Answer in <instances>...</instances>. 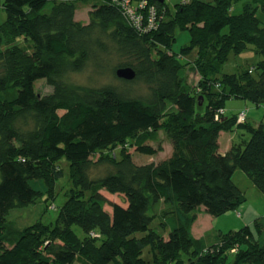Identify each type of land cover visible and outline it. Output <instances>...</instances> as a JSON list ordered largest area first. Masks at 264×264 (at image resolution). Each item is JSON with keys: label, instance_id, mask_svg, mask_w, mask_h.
I'll list each match as a JSON object with an SVG mask.
<instances>
[{"label": "trees", "instance_id": "16d2710c", "mask_svg": "<svg viewBox=\"0 0 264 264\" xmlns=\"http://www.w3.org/2000/svg\"><path fill=\"white\" fill-rule=\"evenodd\" d=\"M79 1L2 3L0 219L40 198L46 205L59 193L65 198L48 223L38 217L15 230L0 220V264H264V224L210 241L194 233L191 214L201 206L213 216L236 210L244 200L238 169L264 194V123H247L245 110L241 122L240 113L227 117L224 106L230 97L264 105V0H185L175 12L165 0H147L158 10L153 28H138L125 0H83L90 20H78ZM176 29L190 33L180 51L173 48ZM249 46L258 62L223 74L230 54ZM192 50L195 58L183 60ZM111 53L120 59L114 76L121 86L69 83L90 64L102 69ZM44 65L53 90L39 97L37 69ZM124 67L134 69V79L116 75ZM133 82L145 84L146 95L128 88ZM236 124L248 138L240 134L221 150L222 131ZM125 143L156 154L154 161H134ZM119 144L118 153H106ZM63 162L73 185L58 192L67 176ZM103 165L105 173L94 177L93 168ZM100 189L122 194L127 205L107 210ZM157 218L166 235L156 230ZM75 224L83 236L73 233Z\"/></svg>", "mask_w": 264, "mask_h": 264}, {"label": "rangeland", "instance_id": "374dc122", "mask_svg": "<svg viewBox=\"0 0 264 264\" xmlns=\"http://www.w3.org/2000/svg\"><path fill=\"white\" fill-rule=\"evenodd\" d=\"M184 0H165L171 12H175V6L180 4ZM210 1V0H206ZM4 0H0V24L6 19V13L3 10L2 3ZM244 1L239 2L236 5L235 11L238 12L242 8V4ZM134 5L138 4V0H134ZM77 19L87 22L90 20V9L91 6L81 0L77 3ZM177 40L173 45L175 51H180V49L189 43L190 41V33L186 29H176ZM21 44L27 46L29 51L32 55L35 54L34 50L31 48L29 43V39L25 34H22ZM196 56V50L190 51L186 58L187 59H194ZM43 59H47V57H41ZM36 60L38 58L35 57ZM103 68L93 67L92 64L89 65V68L86 69L84 72L74 73L70 75L69 83L72 86L75 84H81L86 86L92 87H100L103 84L111 83L116 86H121L120 81L114 76V68L117 65V62L120 61L119 57L116 56L115 53H111L110 55L106 56V59L103 57ZM260 57L254 52L251 46L241 53L235 54L231 53L228 60L223 66V74H238L244 70L251 69ZM110 63V65L108 64ZM51 70L50 66H42L37 69V82H36V89L39 97H42L44 94L52 93L53 86L47 81V74ZM197 75L192 74L191 77L194 79ZM128 88L134 91V93L144 96L148 92V88L145 84L141 82H133L128 85ZM40 107H45V104L42 102L38 103ZM225 106V116L231 117L241 111L245 110L248 115L247 123L253 125H259L264 123V105L257 106L253 102L249 100H244L241 98L230 97L224 101ZM242 134L243 137L248 138L249 133L247 128L244 125H235L231 130H223L220 138H219V148L221 150H227L231 147L232 142L237 141L239 135ZM121 144H119L120 146ZM120 147H111L106 150V153H118V149ZM123 147L129 149L128 153L132 154L134 157V161L136 160L139 163H149L154 161V155H146V154H139L138 151L135 150V147H132L128 143H125ZM100 155V152L96 153L93 158H97ZM165 155V154H164ZM156 159V158H155ZM62 161H65L62 159ZM63 166L67 168L66 177L63 179L62 186L63 188L59 189L58 192L63 191L67 186L68 188L72 186V181L68 175V165L63 162ZM106 165L95 167L93 168V176L100 177L105 173ZM235 181L239 184V186L244 191V200L240 204V206L236 210H230L220 216H213L209 214L204 207L198 208L194 211L193 214L194 224L193 230L194 233L199 237H205L206 240L212 241L213 236L215 237L218 233H226L231 230H239L244 226L250 225L252 228H255V221H259V223L264 224V194L261 190H259L256 186H253L251 180L244 175L242 170L238 169L235 172ZM100 193L103 194L105 199V208L109 211H112V203L117 202L121 205L126 206V199L120 193H110L106 191V189H100ZM64 196L61 193L58 194L56 200H54V204L52 199L48 201V204L40 199L35 204H30L26 207H18L8 213V219L1 222H5L8 227L14 228L15 230H20L26 228L32 222H34L38 217H43V221L50 222L51 220H55L56 216L58 215L59 207L61 206L62 202L64 201ZM161 208L164 207L163 204L160 205ZM45 209V210H44ZM43 211V212H42ZM153 216L157 214L156 210L150 211ZM159 214V213H158ZM157 218L155 220L156 230L164 233L166 232L163 230L162 226L160 225V221ZM10 224H9V223ZM74 234L81 237L84 235L82 228L75 224L73 225ZM71 234L69 239L74 241L76 236ZM215 239V238H214Z\"/></svg>", "mask_w": 264, "mask_h": 264}, {"label": "built area", "instance_id": "2783aa9c", "mask_svg": "<svg viewBox=\"0 0 264 264\" xmlns=\"http://www.w3.org/2000/svg\"><path fill=\"white\" fill-rule=\"evenodd\" d=\"M123 5L127 8V13L132 18L138 28H153L156 26L158 10L155 5H151L147 0H140L137 5H132V0H125ZM223 113V110L220 111ZM246 118L244 113H240L238 121Z\"/></svg>", "mask_w": 264, "mask_h": 264}, {"label": "water", "instance_id": "95a60500", "mask_svg": "<svg viewBox=\"0 0 264 264\" xmlns=\"http://www.w3.org/2000/svg\"><path fill=\"white\" fill-rule=\"evenodd\" d=\"M158 1L164 2V0H158ZM116 75L119 78H122L125 80H132L135 78L136 72L131 67H124V68L117 69ZM201 100H202V96L200 97V101ZM200 104H202V102H200Z\"/></svg>", "mask_w": 264, "mask_h": 264}, {"label": "clouds", "instance_id": "9594fccd", "mask_svg": "<svg viewBox=\"0 0 264 264\" xmlns=\"http://www.w3.org/2000/svg\"><path fill=\"white\" fill-rule=\"evenodd\" d=\"M185 1V0H184Z\"/></svg>", "mask_w": 264, "mask_h": 264}]
</instances>
